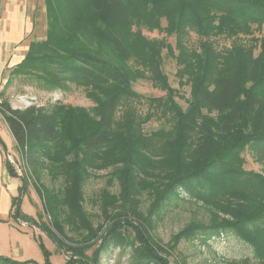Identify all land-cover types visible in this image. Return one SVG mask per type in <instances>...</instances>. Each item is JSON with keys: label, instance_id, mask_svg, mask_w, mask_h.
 <instances>
[{"label": "trees", "instance_id": "trees-1", "mask_svg": "<svg viewBox=\"0 0 264 264\" xmlns=\"http://www.w3.org/2000/svg\"><path fill=\"white\" fill-rule=\"evenodd\" d=\"M44 6L45 36L30 41L11 74L52 89L85 88L95 105L90 113L66 106L18 110L0 102L15 145L31 164L40 160L63 181L57 192L43 187L50 226L22 215L18 197L10 216L46 233L68 255L63 264H98L110 244L130 245L140 262L171 264L161 257L168 252L151 237L148 220L180 198V187L201 203L208 221L187 223L169 248L231 234L252 251L251 258L233 264H264V175L244 170L240 156L247 147L264 152V38L253 37L264 28V0H44ZM142 28L175 37L177 54L169 44L146 39ZM189 33L198 37L196 49L185 48ZM216 37L231 39V46L216 50ZM165 48L176 62L179 86L189 87L185 109L163 72ZM139 80L164 96L137 93L132 85ZM141 101L149 108L144 116L136 107ZM153 117L165 118L170 128L146 135L142 127ZM102 170L120 191L105 194L103 223L93 228L81 185ZM24 189L22 181L20 194ZM67 231L86 234L76 240ZM48 256L45 251V264ZM29 263L0 257V264Z\"/></svg>", "mask_w": 264, "mask_h": 264}, {"label": "rangeland", "instance_id": "rangeland-1", "mask_svg": "<svg viewBox=\"0 0 264 264\" xmlns=\"http://www.w3.org/2000/svg\"><path fill=\"white\" fill-rule=\"evenodd\" d=\"M12 5V6H11ZM15 16L19 14L20 23L32 24V31L26 37L16 44L5 41L1 46L0 55V102L6 101L13 109L24 110L27 107H41L50 110L55 106H66L77 109H83L92 112L95 105L87 95V89L69 85L68 88H48L33 79L24 77H16L11 74V70L15 61L23 58L26 53L28 44L34 39H42L45 36L46 18L44 0H0V25L5 22L4 16L9 19L12 12ZM9 14L5 15V14ZM2 20L4 22H2ZM19 25V24H18ZM166 22L161 21V27L164 28ZM21 27V26H20ZM29 30V29H28ZM142 35L148 40L162 41L169 44L174 53L177 54L175 48V37L167 36L164 31L150 30L142 28ZM254 38H264V28L255 31ZM241 42L250 43L251 37H240ZM216 50L222 51L231 46L232 40L216 37L213 38ZM187 50L196 49L198 47V37L194 33H189L183 40ZM163 72L166 74L171 87L178 91L179 96L176 102L183 108L187 106L186 99L189 97V87L179 86V80L176 77L177 65L175 60L170 56L165 48L162 51ZM137 93L144 97L158 98L164 96V92L156 89L148 81L139 80L132 85ZM141 116L148 111L146 102L141 101L136 106ZM121 113L119 109L118 114ZM169 123L163 117H153L142 127L143 132L149 135L151 132L159 129L168 130ZM8 146L10 159L9 164L15 169L21 183L24 182L23 193L17 195L19 198V211L22 215L33 219L40 220L50 226L51 218L47 215L45 208L46 199L43 197V187L45 189L56 190L63 186L62 177H52L48 170L43 166L31 164V160L27 152L22 151L16 145L14 148ZM11 147V148H10ZM244 159L242 168L246 171H252L264 175V152H256L247 147L241 154ZM7 155L5 156V158ZM41 161L45 162L46 160ZM108 170L97 171L81 185L84 201L82 207L86 213V218L96 228L102 222L101 209L104 202L105 194L117 195L120 186L116 179H112ZM179 199H171L157 214L150 217L148 227L151 237L160 242L164 250L168 254L160 253L161 257L171 264H233L245 258H251L252 251L244 243L240 242L231 234L213 235L205 243L200 240L185 241L182 240L174 249L168 247L171 244L172 237L179 232L190 221H200L207 223L208 213L201 203L190 200L188 193L178 188ZM40 192V194L38 193ZM43 195V196H42ZM45 199V200H44ZM149 201L142 199L140 205L144 212ZM15 217L0 220V257H6L18 262H30L29 264H45V251L49 253L47 257L49 264H63L68 256L59 252L56 245L51 242L46 233L38 228L30 226L27 223L22 225ZM67 236L78 240L81 235L86 232L67 231ZM104 234L99 231L95 240L94 247L100 243V238ZM125 235L131 239L133 233L126 230ZM93 247V248H94ZM90 252H88V255ZM98 264H155L150 261H137L130 245H108L99 256Z\"/></svg>", "mask_w": 264, "mask_h": 264}, {"label": "crops", "instance_id": "crops-1", "mask_svg": "<svg viewBox=\"0 0 264 264\" xmlns=\"http://www.w3.org/2000/svg\"><path fill=\"white\" fill-rule=\"evenodd\" d=\"M5 15L9 16L8 13ZM3 19L5 22L2 20L4 23H2V26L0 25V50L5 41L16 44L21 42L26 35L32 31V24H30V27L29 24H27L28 27L26 28L25 24L20 23L19 14L15 16L14 11L9 19L6 18V16H4ZM21 60L22 58L16 60L14 66ZM10 145L14 148L15 143L7 125L0 115V220L10 218L12 212V201L20 194L21 187V180L19 176H12L6 168L5 161H7V159L5 156L9 154L8 146ZM22 225L25 226L24 223H22Z\"/></svg>", "mask_w": 264, "mask_h": 264}, {"label": "built area", "instance_id": "built-area-1", "mask_svg": "<svg viewBox=\"0 0 264 264\" xmlns=\"http://www.w3.org/2000/svg\"><path fill=\"white\" fill-rule=\"evenodd\" d=\"M11 157L7 155L6 159L12 163L13 159H10ZM12 160V161H11Z\"/></svg>", "mask_w": 264, "mask_h": 264}]
</instances>
